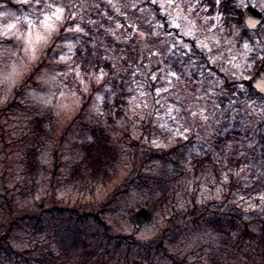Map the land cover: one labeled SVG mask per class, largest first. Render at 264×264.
<instances>
[{
	"label": "rangeland",
	"instance_id": "374dc122",
	"mask_svg": "<svg viewBox=\"0 0 264 264\" xmlns=\"http://www.w3.org/2000/svg\"><path fill=\"white\" fill-rule=\"evenodd\" d=\"M12 1L16 8L0 3V264H41L42 254H49L50 248L57 247L55 233L62 227L64 232L68 228L84 233L81 238L87 240L89 251L95 255L87 264H133L135 261L175 264L162 252L156 254L152 262H144V257L148 244L155 242L166 227L181 222V228L175 230L177 242L168 243L173 231L165 239L170 255L175 261L179 260L178 264H260L264 255L260 227L264 221V159L259 135L264 134V98H245L237 86L242 81L250 82L254 63L260 60L252 57L260 51V45H264V22L253 32V43L246 42L254 51L247 54L245 61V49L227 35L229 29L224 27L221 15L211 12L209 6H202L200 0H175L184 10L183 16L195 21L199 39L212 49L211 52L201 50L194 47L196 41L184 37L192 49L189 54H185L188 49L182 45L172 47L173 40L180 39L179 30L167 21L177 15L178 9L168 8L167 0H157L158 4H165V9H158L151 0H44L64 7V25L78 24L82 31L68 32L60 28L55 46L42 47L40 58L31 61L24 50L25 41L28 32L35 37L37 32L43 31L39 24L42 10L35 7V0ZM237 5L243 9L252 5L264 14V0H238ZM189 6L193 9L191 13ZM28 20L34 27L29 28ZM157 23L165 27L157 29L154 27ZM180 23L184 24V20ZM10 25L15 28L8 33L12 39L6 40L2 34ZM241 30L236 28L234 35L241 34ZM154 32L160 34L152 35ZM107 36L114 44H109ZM84 39L91 44H102L100 56L110 63L112 70L102 69V80L97 81L100 72H96L94 64L84 70L76 57V48ZM216 40L220 43H214ZM69 44L71 50L67 47ZM129 47L142 51L137 64L130 59ZM57 53L67 54L71 59L61 62ZM53 56H57L55 61ZM230 60L243 62V79L235 80L230 74L237 71ZM12 64L20 65L23 73L14 86L2 79ZM76 68L85 77V84L76 77ZM152 68L156 70L151 72ZM30 75L32 79L24 85ZM146 77L154 82L153 87L144 80ZM115 79L117 85L120 80L127 83L132 102L124 119L111 124L104 102ZM224 92L229 93L228 99L223 97ZM98 96L103 97V101L97 100ZM248 104L252 107L246 109ZM96 107L103 115L95 111ZM36 118L45 120L49 133L41 150L46 169L39 177L25 174L23 163L26 151L36 143L32 126ZM92 126L109 130L124 152L122 162L107 184L87 178L70 182L69 170L82 157L77 143L88 136V128ZM144 127L151 130L150 133H145ZM232 129H241L247 134L244 142L237 143L239 149L232 141L221 150L224 159L229 158L234 149L246 156L247 162L235 173L236 183L240 184L234 188L229 186L231 177L225 170L226 162L218 163V178L211 171L193 178L194 155L219 153L214 147L215 136H223ZM179 141L186 144L180 148L184 158L179 161L185 167V176L173 182L174 210L166 215L158 213L151 223L136 229L131 212L140 209L136 207L144 198L133 185H125L132 171L129 153L144 146L148 150L169 151L180 144ZM168 165L171 167L170 163ZM159 169L157 165L152 171L157 173ZM120 188L126 191L108 205L106 231L89 213L99 211ZM9 202L13 215L9 214ZM191 211H195L194 215H184ZM213 212L221 217L223 232L208 228L209 218L203 222L201 219L191 221L201 214L217 218ZM17 217L13 227L8 229L12 219ZM173 217L175 220L171 222ZM250 219L259 222V225L247 224L256 238L245 232V222ZM231 220L237 222L236 229ZM129 235L135 238L132 244L126 241ZM54 263L82 264V261L72 257L71 261Z\"/></svg>",
	"mask_w": 264,
	"mask_h": 264
},
{
	"label": "trees",
	"instance_id": "16d2710c",
	"mask_svg": "<svg viewBox=\"0 0 264 264\" xmlns=\"http://www.w3.org/2000/svg\"><path fill=\"white\" fill-rule=\"evenodd\" d=\"M237 1L238 0H222L217 2V0H200V3L202 6H209L211 12H216L221 15L224 27L229 29L227 35L230 38H233L237 46L240 47L243 46V44L247 41L253 43L252 35H254L256 32L253 33L244 26V9L238 7ZM0 3H6V5L10 8L17 7V5L12 0H0ZM236 28H242V32L241 34H238V36L234 35V30ZM86 29H88L90 32L88 26ZM107 41L111 45L114 44V40L109 36H107ZM101 45L102 44L99 45L98 42L96 44H91L89 41L86 42V39H84L77 46L76 57L78 60H80L84 70L88 69L89 65L94 64L93 66L98 73L102 69H107L112 72L110 63L107 60L102 59L100 56L103 53V48ZM127 51L131 56L130 59L132 62L137 64L138 60L142 56V51H134L130 47ZM262 61L263 60L260 59L254 63V68L251 72V75L258 70ZM138 64L142 65V63ZM154 66L157 68L160 67L159 65ZM136 67L138 66L136 65ZM155 70L156 69L152 68L151 72ZM150 76L151 75L149 74L148 77L150 78ZM148 77H146L144 80L147 82V84H150V86L153 87L154 82L152 80L149 81ZM31 79L32 75H30V77H28L25 81L28 83V81ZM112 83L113 88L106 93L107 100L104 102V110L106 114H110L109 122L111 124H115L117 120L122 121L124 119V116L130 107L131 91L127 83L123 80H120L118 85L117 79L113 80ZM241 84L244 85L245 91L242 92H244L245 98L247 96H253V98L261 97L258 92L252 88L249 81H242ZM24 85L26 84L24 83ZM148 91L152 92L153 89H148ZM17 96H19V93H17ZM240 100L243 101V99ZM113 113L114 115H112ZM32 126L36 134L33 135V139L36 140V143L26 151L23 163L25 174L39 177L46 169L45 164L43 163L41 150L42 147L46 145L45 137L48 138L49 133L45 125V120L42 118H36L32 123ZM150 131L151 130H147V128L144 127L145 133L148 134ZM245 136H247V134H244V131L241 129H232L223 136H215L214 147L216 150H219V153L213 154L212 152H207L204 155H194L191 163L194 169L193 178L198 179L199 177L205 176L206 172L209 171H211V173L218 178L220 177V166L218 167V163L226 162L227 167H225V170L231 177V183L229 186L234 188L235 186L239 185L240 183H236L235 173L240 171V169L245 165L247 158L244 154L234 149L229 153V158L224 159L222 151L225 150V148L228 147L232 141L235 142L234 147L239 149L240 145L237 143L244 142ZM259 137V146H261V154L264 159V134L259 135ZM179 143L180 144L173 147L169 151L163 149L148 150V148L144 146L141 147L140 150H133L129 153L131 156L130 167H132V171L129 172V177L126 180L127 184L125 185L127 187L133 185L143 194L144 200L136 208H146L149 211V217L146 222L147 224L151 223L158 213L166 215L169 214L170 211L174 210L173 200L175 192L173 182H177L180 178H184L185 176V167L181 166L179 161L184 158V153L180 151V148L186 144H182L181 141H179ZM77 149L81 153L82 157L69 170L68 181L70 182H79L87 178V180L89 179L95 182L100 181L104 184H107V182H110L115 177L118 171V166L122 162L124 155V152L121 150L120 146L116 144L113 135L107 128L103 126L89 127L88 136H86V138H84L81 142L77 143ZM168 163H170L171 167H169ZM157 165L160 167V169L156 173L152 171V168L154 166L156 167ZM170 171L173 173L170 174ZM239 182H242V179ZM254 184H257V182ZM125 191L126 189L124 188L117 189L113 196L101 205L99 211H91L89 213V216L93 217L97 223L106 229V231L109 228V217L107 216L109 213L108 205L116 199L118 194ZM221 207L219 209H221ZM9 208V214L13 215L14 210L10 202ZM135 210L136 209H133L131 212L132 221H134V215L136 212ZM214 211L217 212L216 210ZM215 212L213 213L217 216ZM194 213L195 211H191L184 215L189 216L194 215ZM33 215H36V213H33ZM210 217L211 216L208 214H201L192 218L191 221L196 222L200 221L201 219L203 222L209 218L206 221V225H209L207 227L214 229L216 232H223V230H221V217ZM17 219L19 218L17 217L15 220L12 219L11 225L8 227V229L13 227L12 223H15ZM183 219H186V217ZM174 220L175 218L173 217L171 222ZM231 222L232 227L236 229L237 222L233 220H231ZM248 223H256L259 225L258 219H250L249 221L245 222V232L252 238H256V233L248 227ZM182 225V222L180 224L173 223L171 226H168L163 230L161 236L155 239V242L148 244L147 251L149 252L147 254L146 251L144 262H152L153 258L157 256L156 254L162 252L164 255L173 259L175 264H178L179 260L175 261V257L170 255V249L167 247L165 239L168 238L169 234L173 231L171 236L173 238L169 239L168 243H176L175 230L181 228ZM260 227L263 231L261 240H264V221L263 225ZM63 229L65 228L62 227L60 231L55 233V242L57 247H55L54 250L53 247L50 248L49 254H42L43 259H39L41 264H55L54 262L58 260L68 262L72 260V257L81 258L82 264H87L90 260H92V258L95 257V255L89 251L87 240L81 238L84 233L81 232V235L78 231L68 228H66L67 231L64 232ZM4 237L5 236H3V240ZM121 239L123 240V238ZM150 250H154L155 253L152 254ZM54 252H58V255H55ZM141 257L143 256L141 255ZM259 262L260 264H264V255L261 257V261ZM133 264H143V262L135 261Z\"/></svg>",
	"mask_w": 264,
	"mask_h": 264
},
{
	"label": "snow or ice",
	"instance_id": "6c2138e0",
	"mask_svg": "<svg viewBox=\"0 0 264 264\" xmlns=\"http://www.w3.org/2000/svg\"><path fill=\"white\" fill-rule=\"evenodd\" d=\"M25 2H27V0H25ZM217 2H219V0H217ZM151 3L157 5L158 9H165L166 7L164 3L158 4L157 0H151ZM35 7L37 9L42 10L43 18L39 21V24H40V27L43 29V31L37 32L35 37H33V34L31 31L28 32V36L25 41L26 46L24 50H25V53L28 54V57L31 61H36L40 58L39 53L42 47L52 48L53 46H55V37L59 33L60 28H64L68 32H72V31L81 32L82 31L81 27L78 24L75 26H72V25L65 26L64 25V13H65L64 7L54 6L51 3L44 2V0H35ZM167 7L168 8L174 7L178 9L177 15L172 16L171 19L167 21L168 25H170L174 29L179 30L180 39H174L172 43V47L175 48L177 45H182L183 47L188 49V51L185 54L191 53L192 49L188 47L187 43L183 39L184 37H187L188 40L196 41V44L194 45V47H199L201 48V50L206 49L208 52H211L212 49L211 47H209L208 43H206L203 40H200L199 37L197 36L196 33L198 29H197V25L195 21L190 20L188 16H183L184 10L181 9L178 4H176L175 0H167ZM43 10H50V11H43ZM188 11L190 13L193 11L191 6H189ZM166 14L169 16L171 15V13H167V12ZM69 17L73 20L75 19V17L71 13H69ZM181 19L184 20V24L180 23ZM26 22L28 23L29 28L34 27L32 21L28 20ZM154 27L159 29V28H164L165 25L157 23L156 25H154ZM14 28H15V25H10L7 32L2 34L6 40L12 39V36H9L8 33H11ZM209 30L214 31L213 28H210ZM159 34H160L159 32L152 33V35H159ZM169 35L171 34L169 33ZM13 36H15V33H13ZM16 39H20V36H16ZM65 39H67V37H65ZM214 43L219 44L220 41L216 40L214 41ZM229 43H231V41H229ZM67 47L69 48V50H71L72 45L69 44L67 45ZM243 48L245 49V61H246L247 54L254 51V48H250L248 43H244ZM57 56L59 60L64 63H67L68 60L71 59V56L67 54L57 53ZM57 56H53L52 60L55 61ZM252 59H264V45H260V51L256 52L255 55L252 57ZM209 60L212 63H215V61L212 60L211 57H209ZM229 63L232 64V67L237 70L235 72H230L233 78L235 80L243 79L244 78L243 62L238 64L230 60ZM52 71H56V70H52ZM74 71L80 83L85 84V77L81 75L79 68L74 69ZM34 74H37V73H34ZM59 74L60 73L57 72V75ZM22 75L23 73L21 70V66L18 64H12L9 70L3 74L2 79L5 83H9L14 86L18 82V80L22 77ZM103 77H104V73H103V70H101L99 76L97 77V81L102 80ZM24 83L27 84V81H24ZM237 87H239V89L243 91V88H244L243 84H240ZM107 90L108 89H106V91ZM97 100L103 101V97L98 96ZM131 102L132 101H130V103ZM253 103H255V101H253ZM251 107H252L251 104L246 105V109L251 108ZM95 111L99 115H103V112L100 111L99 107H96ZM192 115H195V113H193ZM172 119H175V117H172ZM177 132H179V129H177ZM157 147H160V145L157 144Z\"/></svg>",
	"mask_w": 264,
	"mask_h": 264
},
{
	"label": "water",
	"instance_id": "95a60500",
	"mask_svg": "<svg viewBox=\"0 0 264 264\" xmlns=\"http://www.w3.org/2000/svg\"><path fill=\"white\" fill-rule=\"evenodd\" d=\"M264 20L263 13L255 8L254 6H248L245 9L244 13V23L250 31H255L259 26L262 25ZM251 86L256 90L260 95L264 96V61L262 62L260 68L255 73L251 79ZM224 97L227 99L229 93L225 92ZM149 212L146 208H141L135 213V227L137 229L141 228L146 220L148 219ZM128 243L134 242L133 236L127 237Z\"/></svg>",
	"mask_w": 264,
	"mask_h": 264
}]
</instances>
